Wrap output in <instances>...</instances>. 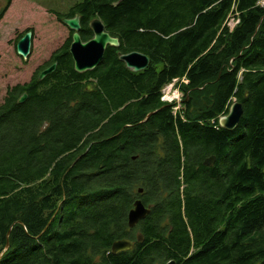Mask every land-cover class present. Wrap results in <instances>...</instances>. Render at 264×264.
I'll return each mask as SVG.
<instances>
[{
  "label": "trees",
  "instance_id": "1",
  "mask_svg": "<svg viewBox=\"0 0 264 264\" xmlns=\"http://www.w3.org/2000/svg\"><path fill=\"white\" fill-rule=\"evenodd\" d=\"M260 1L80 0L51 10L58 20L79 13L83 41L97 17L119 44L78 72L70 29L28 81L7 88L0 264H264ZM134 50L149 58L137 71L119 58ZM171 82L182 93L176 108L161 98ZM233 99L242 115L227 129L218 118ZM137 198L150 211L130 227ZM121 238L133 246L112 252Z\"/></svg>",
  "mask_w": 264,
  "mask_h": 264
},
{
  "label": "rangeland",
  "instance_id": "2",
  "mask_svg": "<svg viewBox=\"0 0 264 264\" xmlns=\"http://www.w3.org/2000/svg\"><path fill=\"white\" fill-rule=\"evenodd\" d=\"M80 0H11L0 18V103L8 87L28 81L36 68L50 58L51 53L69 36V28L52 11L67 13ZM264 2V1H262ZM5 0H0V8ZM235 20L231 17L228 25ZM31 28L30 52L24 58L16 53L20 33ZM181 91L174 82L162 88V97L175 96ZM161 97V98H162ZM175 108L181 104V97ZM171 100V101H172Z\"/></svg>",
  "mask_w": 264,
  "mask_h": 264
},
{
  "label": "water",
  "instance_id": "3",
  "mask_svg": "<svg viewBox=\"0 0 264 264\" xmlns=\"http://www.w3.org/2000/svg\"><path fill=\"white\" fill-rule=\"evenodd\" d=\"M61 21L71 30V42L69 45V52L73 60L74 69L78 72L92 69L103 57L104 49L106 45L117 46L119 40L115 36H111L104 29L103 22L95 17L89 22V26L92 30V37L86 41H83L79 35L80 21L79 13H76L73 17H62ZM31 43V31H26L16 42V53L22 57H26L30 51ZM119 58L124 61L125 65L133 71L141 70L145 68L149 63V58L146 54L139 51H130L122 53ZM55 68V63L42 69L38 75L41 79L47 73H50ZM88 88H91L88 85ZM26 98V93L21 94L18 101L22 102ZM242 115V105L239 101L233 99L228 111L222 114L218 118V122L222 127L227 129L234 128ZM215 161V156L210 155L203 161L204 164H212ZM142 191L141 188L138 189ZM150 204L144 205L141 199L137 198L133 201L132 207L127 213V223L130 227L134 226L139 220L145 217L150 211ZM137 240L142 238L140 233L136 235ZM134 244V241L129 238H121L113 241L111 245L112 252H118L121 250L130 249ZM168 264H174V261H169Z\"/></svg>",
  "mask_w": 264,
  "mask_h": 264
},
{
  "label": "clouds",
  "instance_id": "4",
  "mask_svg": "<svg viewBox=\"0 0 264 264\" xmlns=\"http://www.w3.org/2000/svg\"><path fill=\"white\" fill-rule=\"evenodd\" d=\"M185 83H187V81H185ZM181 96H182V93H180L179 91H177V93L175 94V96L162 97V100L164 102L170 103L172 99H176L177 101H179V99H180Z\"/></svg>",
  "mask_w": 264,
  "mask_h": 264
},
{
  "label": "bare ground",
  "instance_id": "5",
  "mask_svg": "<svg viewBox=\"0 0 264 264\" xmlns=\"http://www.w3.org/2000/svg\"><path fill=\"white\" fill-rule=\"evenodd\" d=\"M262 1H264V0H262ZM262 1H260V3H261V4H264V2H262ZM166 96H167V95H166ZM166 96H165V97H166Z\"/></svg>",
  "mask_w": 264,
  "mask_h": 264
},
{
  "label": "flooded vegetation",
  "instance_id": "6",
  "mask_svg": "<svg viewBox=\"0 0 264 264\" xmlns=\"http://www.w3.org/2000/svg\"><path fill=\"white\" fill-rule=\"evenodd\" d=\"M62 17H64V16H62Z\"/></svg>",
  "mask_w": 264,
  "mask_h": 264
}]
</instances>
